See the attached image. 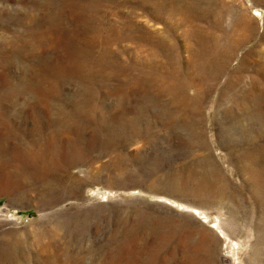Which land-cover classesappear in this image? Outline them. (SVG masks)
<instances>
[{
  "label": "rangeland",
  "instance_id": "rangeland-1",
  "mask_svg": "<svg viewBox=\"0 0 264 264\" xmlns=\"http://www.w3.org/2000/svg\"><path fill=\"white\" fill-rule=\"evenodd\" d=\"M0 264H264V0H0Z\"/></svg>",
  "mask_w": 264,
  "mask_h": 264
}]
</instances>
